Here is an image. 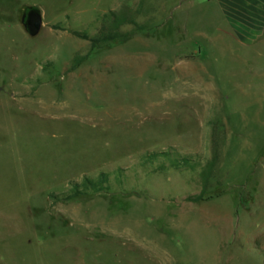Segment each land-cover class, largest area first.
<instances>
[{
    "label": "rangeland",
    "instance_id": "1",
    "mask_svg": "<svg viewBox=\"0 0 264 264\" xmlns=\"http://www.w3.org/2000/svg\"><path fill=\"white\" fill-rule=\"evenodd\" d=\"M111 10L146 28L91 52ZM219 24L204 0H0V264H264V51Z\"/></svg>",
    "mask_w": 264,
    "mask_h": 264
},
{
    "label": "trees",
    "instance_id": "2",
    "mask_svg": "<svg viewBox=\"0 0 264 264\" xmlns=\"http://www.w3.org/2000/svg\"><path fill=\"white\" fill-rule=\"evenodd\" d=\"M127 24L133 25L134 29L128 32H124L121 28ZM146 26L139 24L135 19V14L127 15L125 12H120L117 10H111L104 13L100 18V28L96 35L89 37L87 34H79L83 38L89 39L91 43V52L100 49L103 46H106L113 42H125L136 32L145 29ZM88 53L84 57H75L73 59V68H77L82 62L89 56ZM159 156H163L166 159H169L171 166L174 167H189L193 168L194 161L187 157H172V153L169 152H159V153H149L145 155V159L154 160ZM212 165V164H211ZM160 169H164V165L160 166ZM210 169V166L207 167ZM109 173L102 172L97 177L84 176L82 182L78 183L72 181L70 190L68 193L64 194L60 199L61 201H84L91 199L95 194L108 192L111 190V185L109 181ZM202 179L206 181L209 176V171L205 170L202 172ZM54 198L55 195H52ZM194 202H199L203 200L202 195L195 197L194 199H189Z\"/></svg>",
    "mask_w": 264,
    "mask_h": 264
},
{
    "label": "crops",
    "instance_id": "3",
    "mask_svg": "<svg viewBox=\"0 0 264 264\" xmlns=\"http://www.w3.org/2000/svg\"><path fill=\"white\" fill-rule=\"evenodd\" d=\"M219 18L218 30L245 48L264 51V0H204Z\"/></svg>",
    "mask_w": 264,
    "mask_h": 264
},
{
    "label": "water",
    "instance_id": "4",
    "mask_svg": "<svg viewBox=\"0 0 264 264\" xmlns=\"http://www.w3.org/2000/svg\"><path fill=\"white\" fill-rule=\"evenodd\" d=\"M36 27L39 29L40 28V23H37L36 24Z\"/></svg>",
    "mask_w": 264,
    "mask_h": 264
}]
</instances>
